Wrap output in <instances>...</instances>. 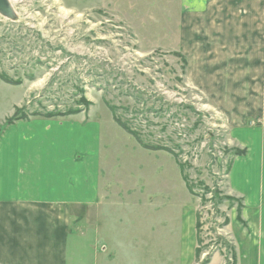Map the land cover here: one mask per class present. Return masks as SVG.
I'll use <instances>...</instances> for the list:
<instances>
[{
    "label": "rangeland",
    "instance_id": "obj_1",
    "mask_svg": "<svg viewBox=\"0 0 264 264\" xmlns=\"http://www.w3.org/2000/svg\"><path fill=\"white\" fill-rule=\"evenodd\" d=\"M4 4L0 75L23 88L0 81V123L23 92L27 117L84 111L99 121L101 196L113 204L99 247H117L114 264H183L192 241L186 221L193 220L200 255L194 251L192 263L220 255L232 264L227 227L237 203L225 200L224 188L233 156L223 117L184 81L166 20L179 12L176 0Z\"/></svg>",
    "mask_w": 264,
    "mask_h": 264
},
{
    "label": "crops",
    "instance_id": "obj_2",
    "mask_svg": "<svg viewBox=\"0 0 264 264\" xmlns=\"http://www.w3.org/2000/svg\"><path fill=\"white\" fill-rule=\"evenodd\" d=\"M176 4L179 12L166 20L173 22L175 53L186 60L184 81L223 117L228 149L246 151L230 160L224 188L242 206L240 220L231 210L227 227L235 264H264V0ZM21 96L8 119L22 108L25 92ZM84 113H79L85 116L80 122L73 121L76 115L32 117L0 134V264L117 260V247L110 252L99 247L106 208L113 204L101 196V124ZM126 207H121L125 214ZM83 210L85 221L79 216ZM186 229L192 241L183 264H194L193 220L186 221ZM215 259L224 262L212 255L208 264Z\"/></svg>",
    "mask_w": 264,
    "mask_h": 264
},
{
    "label": "trees",
    "instance_id": "obj_3",
    "mask_svg": "<svg viewBox=\"0 0 264 264\" xmlns=\"http://www.w3.org/2000/svg\"><path fill=\"white\" fill-rule=\"evenodd\" d=\"M177 55H178V58L183 61V68L185 70L186 65H187L185 58L182 57L179 54H177ZM0 80L2 82L6 83V84L14 85V86H18V85L21 84L20 82H14L12 80H9L8 78H6L5 76H2V75H0ZM82 99H84V101L86 102L85 98H82ZM80 101H82V100H80ZM89 106H91V104ZM24 111H25V108L16 109L14 115L11 118H9V119H7L5 121L4 127L2 129H4L7 126H11L14 123L19 122V121H29V118H32V117L33 118H44V119H60V118H66V117L73 116V115H77V114L81 113L80 111H78V112L69 111V112L64 113V114H61V113H46V114H43V115L36 113V114H33L31 117H27L26 115L23 114ZM113 119H114L113 121L118 125L119 128H121L123 131H125L127 134H129L128 131H127V129L125 128V126L122 123H120L114 116H113ZM2 129H0V134L2 133ZM137 142L144 149H149L148 147L143 146L139 141H137ZM151 150H153V149H151ZM231 153H232V156L233 157H241V156H244L246 154V151L245 150H242V151H240V150H231ZM228 170H229V167H228ZM228 170H227V172H228ZM226 199L229 200V201H233V202L235 201L237 203V207H236V210H237V218H238V220H240L239 216H240V212L242 210V206H241L240 202L238 200L233 199V198H231V199L230 198H225V200ZM198 229H199V224H198V222H196V231L197 232H198ZM195 252H196L195 256L198 258L199 255H200V250L197 249ZM208 262H209V259H206L201 264H208ZM231 263L232 264H235V256H234L233 248H232V262Z\"/></svg>",
    "mask_w": 264,
    "mask_h": 264
},
{
    "label": "water",
    "instance_id": "obj_4",
    "mask_svg": "<svg viewBox=\"0 0 264 264\" xmlns=\"http://www.w3.org/2000/svg\"><path fill=\"white\" fill-rule=\"evenodd\" d=\"M4 1H5V0H0V11H1V12H2V11L5 12V9H6V8H5Z\"/></svg>",
    "mask_w": 264,
    "mask_h": 264
}]
</instances>
